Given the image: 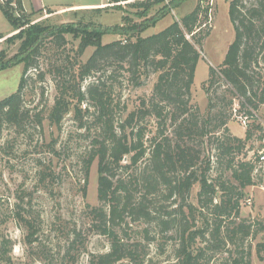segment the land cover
Returning <instances> with one entry per match:
<instances>
[{
	"label": "trees",
	"instance_id": "1",
	"mask_svg": "<svg viewBox=\"0 0 264 264\" xmlns=\"http://www.w3.org/2000/svg\"><path fill=\"white\" fill-rule=\"evenodd\" d=\"M152 1L163 0H148ZM13 4L14 0H7L0 10L17 29L19 24L7 7ZM205 13L207 17V9ZM200 15L199 5L160 33L108 44L102 43V32L92 35L76 30V36L81 37L76 55L73 59L66 55L54 70L58 95L49 113L50 123L60 128L65 117L74 112L79 129L87 134L93 129L97 132L86 161L85 181L97 160L98 199L103 206L92 210V222L99 234L109 239L110 247L105 253L92 254L89 264H147L154 244L163 253L171 245V264H252L251 243L264 232V223L241 218V202L245 189L257 185L256 179L263 174L257 169L258 158L237 161L253 130L247 131L245 139L232 136L226 127L225 109H232L234 99L242 109L248 106L257 111L264 104V0L231 2L229 17L235 39L220 70L211 67L204 84L210 95L217 83H225L227 94L222 99L210 96L206 118L190 106L201 55L187 34L195 37ZM23 34L7 42L14 44L24 39ZM30 34L24 40V56L0 65L6 69L24 64L17 92L0 101V131L5 124L24 133L28 122L40 128L43 125L41 114L32 115L24 106L28 73L39 68L44 39L52 38L58 48L66 47L68 40L56 30L42 40ZM203 40L197 38V44ZM90 47L95 48L94 53L86 63H80L78 59ZM153 73L159 76L148 103L142 101L129 112L126 104L117 118L121 109L113 98L114 90L125 83L138 86L143 75ZM45 78L44 73L40 75V81ZM214 99L228 103L220 107ZM150 118L157 123L153 135L149 133ZM169 122L171 134L167 132ZM254 127L262 130L260 125ZM260 140L264 141V133ZM208 144L214 145L215 162L206 152ZM223 165L224 172H231V180L224 177ZM129 170L135 174L122 177L121 173ZM213 172L221 174L213 179ZM258 180L264 187V177ZM197 185L195 205L189 198ZM18 217L31 231L28 239L32 243L31 222L22 214ZM134 223L147 225L142 240L130 238L126 230ZM262 250L264 244H258L257 251Z\"/></svg>",
	"mask_w": 264,
	"mask_h": 264
},
{
	"label": "rangeland",
	"instance_id": "2",
	"mask_svg": "<svg viewBox=\"0 0 264 264\" xmlns=\"http://www.w3.org/2000/svg\"><path fill=\"white\" fill-rule=\"evenodd\" d=\"M23 1L24 5L22 0H14L15 4L7 6L19 24L17 29L0 11V33L5 34L12 29L11 34H0V65L24 56V40L29 38L30 31L32 38H41L54 30L61 31L68 44L58 48L52 38L44 39L38 59L39 68L28 73L23 96L24 106L32 110V115L41 114L44 119L42 128L28 122L25 124V133L6 124L0 131V264H89L92 254L105 253L110 247L109 239L99 234L92 222V210L103 206L98 199L97 160L91 166L88 182L85 181L86 161L97 132L93 129L87 134L79 129L74 112L65 117L60 128L48 120L58 95L54 70L66 55L73 59L79 48L81 37H77L74 32L86 30L92 35L102 32L103 44L126 39L136 40L160 33L175 21H181L200 5L197 34L195 37L194 34H187V38L201 55L192 86L190 106L193 112L206 118L209 114L210 96L222 99L227 94L224 93L225 83H217L210 95L204 90V84L211 67L220 70L235 39L234 27L229 17L232 0H163L158 3L134 0L124 5L96 9L80 6L106 4V0ZM6 2L7 0L0 4L5 5ZM39 2L45 8L39 7ZM20 32H24V39L17 40L14 44L7 42ZM199 37H204L201 44H197ZM94 51L95 48H88L78 59L79 62L86 63ZM23 69V63L0 69V101L17 92ZM261 69L263 75V64ZM43 73L46 78L40 81ZM158 76L156 73L143 75L138 86L125 83L114 90L113 98L121 109L120 112L117 110V118H121L126 104L129 112L138 108L142 101L148 103ZM227 98L230 100L231 95ZM214 103L223 107L228 102L223 100L221 104L217 100ZM234 108L245 110L236 99L231 110L228 107L225 109L229 133L245 139L247 131L253 130L251 139L237 161L246 159L254 162L258 151L264 146V141L260 140L264 133V104L259 106L256 111L258 116L251 119L247 129L234 117ZM255 125H260L262 130H255ZM148 126L149 133L153 132V135L157 132L154 118H150ZM167 127L168 134H171L170 122ZM212 146H205V149L215 162L216 152L214 145ZM227 161L228 157L224 158L223 164ZM256 165L258 170H262L263 175L260 176L264 177L263 167L257 161ZM224 169L223 165L221 171ZM133 174V170L121 173L124 178ZM220 174L221 172H213L211 176L215 179ZM260 176L256 179L257 185L245 189L240 216L264 223V187L258 180ZM224 177L231 180V172L225 171ZM198 192L197 185L189 198L192 204L197 205ZM18 214H22L33 226V237L30 238L32 243L28 239L31 231L19 219ZM146 227L143 223H134L126 230L130 238L142 240L141 233ZM149 228L154 236L152 227ZM258 244H264V232H260L251 243L252 264H264V250L258 252ZM149 260L147 264H171V245L166 248L165 253L158 249L157 244L152 245Z\"/></svg>",
	"mask_w": 264,
	"mask_h": 264
},
{
	"label": "built area",
	"instance_id": "3",
	"mask_svg": "<svg viewBox=\"0 0 264 264\" xmlns=\"http://www.w3.org/2000/svg\"><path fill=\"white\" fill-rule=\"evenodd\" d=\"M4 1L5 0H0L1 3H4ZM131 1H134V0H106V4L103 5V8L106 6L107 7H115V6H119V5H124L126 3L131 2ZM233 112H234V114H233L234 117L242 125V127L244 129L248 128V126L251 122V119L256 118L258 116L257 112L248 106L244 111H242L239 108H234ZM263 145H264V142H263ZM257 158H258V164L261 167H264V146L260 151H258Z\"/></svg>",
	"mask_w": 264,
	"mask_h": 264
},
{
	"label": "crops",
	"instance_id": "4",
	"mask_svg": "<svg viewBox=\"0 0 264 264\" xmlns=\"http://www.w3.org/2000/svg\"><path fill=\"white\" fill-rule=\"evenodd\" d=\"M22 2H23V5H24V1L22 0ZM105 3H100V4H88V5H81L80 7H85L86 9H96V8H99V7H103V5H104ZM39 7H41V8H45V7H43L42 6V3L41 2H39ZM79 7V6H78ZM1 11V10H0ZM3 14V13H2ZM4 15V14H3ZM5 17V16H4ZM5 19H6V17H5ZM7 20V19H6ZM12 33V29H10L9 31H8V33H0V34H3L4 36L5 35H7V34H11Z\"/></svg>",
	"mask_w": 264,
	"mask_h": 264
}]
</instances>
